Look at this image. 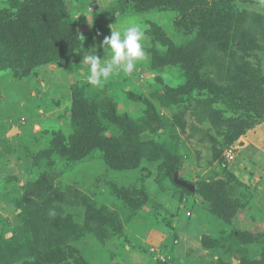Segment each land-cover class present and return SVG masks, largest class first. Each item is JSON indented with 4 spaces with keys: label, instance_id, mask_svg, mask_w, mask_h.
<instances>
[{
    "label": "rangeland",
    "instance_id": "rangeland-1",
    "mask_svg": "<svg viewBox=\"0 0 264 264\" xmlns=\"http://www.w3.org/2000/svg\"><path fill=\"white\" fill-rule=\"evenodd\" d=\"M138 1L0 0V29L18 21L26 6L24 16L37 24L58 17L68 21L58 39L71 37L60 44L67 56L29 71L18 59L1 62L0 264H24L33 249L44 248L68 264L264 260V245L247 236L264 233V164L254 160L264 155V121L244 134L229 133L231 107L210 96L194 109L198 94H183L188 86L182 66L165 65L162 55L169 48L166 40L176 46L191 42L195 52L207 56L205 64L211 63L203 67L212 84L226 89L224 78L239 72L232 64L239 62L232 57L237 50H223L207 35L206 40L189 37L190 31L175 25V8L139 13ZM63 7L68 17L62 16ZM181 7L184 17L194 11L219 18L225 24L219 28L229 30L228 41L237 25L240 34L259 27L252 40L259 47L246 61L260 64L264 74V0H194ZM132 23L145 32L146 59L132 74L118 70L101 86L90 84L82 47L95 48L108 62L112 53L102 47L104 38ZM92 111L95 115L85 118ZM133 132L134 145L151 141L154 148L140 157L134 153L137 158L129 153V167L113 168L106 157L112 137L129 149L127 135ZM250 132L262 134L260 150L245 148ZM83 146L88 152L80 158ZM213 148L223 152L221 159L213 160ZM230 150L232 162L225 154ZM239 170L246 171L243 182ZM176 174L196 187L215 184L209 192L218 191V200L184 191L174 182Z\"/></svg>",
    "mask_w": 264,
    "mask_h": 264
},
{
    "label": "trees",
    "instance_id": "trees-1",
    "mask_svg": "<svg viewBox=\"0 0 264 264\" xmlns=\"http://www.w3.org/2000/svg\"><path fill=\"white\" fill-rule=\"evenodd\" d=\"M39 1L40 0H34L35 5L40 4ZM192 2H194V0H141L138 1L139 8L137 12L140 13L142 11L144 13L153 9L175 8V11L179 12L175 25H177L178 22L180 23V27L186 28V31L184 32L190 31L188 34L189 37H192L194 40H199V38H204V40H206L207 35L209 36L208 40H213L215 44H218L217 46L223 47V50H237L233 51L232 57L239 62L234 61L232 64L235 63L238 65L236 71L239 72L224 78V81L229 83L226 89L222 83L218 85L212 84L214 80L209 77V75L205 74L206 69L203 67L207 56L205 57L203 54L201 55L195 52L194 49L196 48V45L192 44L191 42L184 41V39L181 41V45L176 46L173 44V41L166 40L169 48L166 53L162 55L163 63L165 65L179 64L182 66L183 72H185L187 79L186 86L188 87L184 89V91H181L186 96H192V94H195L196 92L198 94L199 99L196 98L194 100L196 103L192 105L194 109H197V107L205 100H209L210 96L217 97L221 101H225L234 112V117L229 119L232 122V128L228 130L229 133L232 132L235 135L244 134L254 125H258L260 122L264 121V74L261 70L262 67H260V64L256 67L252 66L250 62L246 61L250 54V50L255 49V47H259V44L252 41L254 39V32L255 30L257 31V28L259 27L247 29L244 34H240L241 32L237 25L236 30L238 32H235V37L232 40L230 37V40L228 41L226 37L229 36V30L222 31L221 28H219L218 23L221 26L225 25L224 22H222L219 18H212L208 15L194 11L189 12L186 17L182 15L183 10L181 9V6L186 4L190 7ZM26 8V6L21 8V14H19L20 16L18 21H11V25L9 23L7 24L8 27L5 26L0 29L1 68L2 66L4 67L5 63L9 62L10 60L16 61L18 59V61L20 60V62H18L20 63V66L24 67L22 69H27L29 71L36 66L46 62L56 61L62 58L63 55H66L64 49H60V44L61 42L67 44L66 40L69 42L71 37L65 40L62 39V37L61 40L58 38L60 37L59 31H66L69 22H62L61 19L58 20V17L57 20L54 18L49 23L38 22L40 24H37V22L35 23L36 20L34 18L30 19L27 18V15L24 16L23 10ZM63 8L64 9L62 10L64 15L62 16L68 17L70 14L69 11H67L65 7ZM178 8H180V11ZM45 12H47L46 15H55L54 10L48 11V9H45ZM65 13H67L68 16ZM22 18L23 20H21ZM262 33V38L264 39V28ZM56 34L58 36H55ZM77 37L80 39L78 34ZM8 48L9 52H6ZM68 48L69 46L67 47V52ZM13 56H16L17 58L15 57V59H12ZM196 58L199 59L196 60ZM1 62L4 65H1ZM200 63H202V65H200ZM205 65L211 66V63H206ZM230 67H232V65H230ZM176 96H179V92L176 93ZM89 115L90 116H85V118L95 115V112L92 111V113H89ZM127 136L130 140L131 148H124V143H122L120 139L112 137V148L111 150L108 148L106 153V157L110 159V164L115 169H122L130 166V163H127L129 159V153L131 157L137 158L134 153L138 154L140 157L144 154V152L147 151L149 147L152 146L154 148L153 142L151 141L149 143L139 142L134 145L133 140L136 139V132H133L132 134L129 133ZM230 138L231 137H229V139ZM79 149L81 151L79 150L78 154H80V158H82L85 155V152H88V147L83 146L79 147ZM83 151L84 153H82ZM212 151L214 153V161L221 159L223 153L222 151L216 148H213ZM116 159H121V161L125 162L120 166L121 163H117L115 161ZM214 186L215 184H211L210 188ZM206 187L208 188V186ZM207 188H204V186H195V191L193 194L206 197L211 203H215L218 200V191H216V194H210V188ZM184 191H186V189H184ZM247 236L249 237V241H259L264 245V233L247 234ZM28 256L31 257V259L24 261V264H68L66 261H63L61 257L59 258L58 255L55 257L54 253L46 251V248L38 250L33 249ZM259 264H264V260H262Z\"/></svg>",
    "mask_w": 264,
    "mask_h": 264
},
{
    "label": "clouds",
    "instance_id": "clouds-1",
    "mask_svg": "<svg viewBox=\"0 0 264 264\" xmlns=\"http://www.w3.org/2000/svg\"><path fill=\"white\" fill-rule=\"evenodd\" d=\"M145 32L138 23H132L122 30H111L110 36L104 38L102 47L105 46L111 51V60L104 62L93 51L83 52V64L90 67L88 81L92 85L101 86L115 71L123 70L132 74L137 63L146 59Z\"/></svg>",
    "mask_w": 264,
    "mask_h": 264
},
{
    "label": "crops",
    "instance_id": "crops-1",
    "mask_svg": "<svg viewBox=\"0 0 264 264\" xmlns=\"http://www.w3.org/2000/svg\"><path fill=\"white\" fill-rule=\"evenodd\" d=\"M245 137L249 138V141L247 142L245 148L254 147V148H257L258 150H260L259 148L263 147V145L260 142L262 134L261 135H259L257 133L256 134L255 133L251 134V132H250V134L248 133ZM254 160H257L256 161L257 162L256 165H258V166L260 165L261 162L264 164V155L262 153L261 154L258 153V154H256ZM250 162H252V160ZM250 165H251V168H252L251 172H255L254 169H253V168H255V166H253L252 164H250ZM242 172H246V171H243V170L242 171L241 170L237 171V177H238L239 180H241L243 182V178L246 177V174L242 173Z\"/></svg>",
    "mask_w": 264,
    "mask_h": 264
},
{
    "label": "water",
    "instance_id": "water-1",
    "mask_svg": "<svg viewBox=\"0 0 264 264\" xmlns=\"http://www.w3.org/2000/svg\"><path fill=\"white\" fill-rule=\"evenodd\" d=\"M174 182L176 185H178L181 188H184L190 192H194L195 191V186L189 182H187L186 180H183L181 178H179L178 174H176L174 176Z\"/></svg>",
    "mask_w": 264,
    "mask_h": 264
},
{
    "label": "built area",
    "instance_id": "built-area-1",
    "mask_svg": "<svg viewBox=\"0 0 264 264\" xmlns=\"http://www.w3.org/2000/svg\"><path fill=\"white\" fill-rule=\"evenodd\" d=\"M226 157H227V160L228 162H232L235 158V153L233 150H230V151H226Z\"/></svg>",
    "mask_w": 264,
    "mask_h": 264
}]
</instances>
